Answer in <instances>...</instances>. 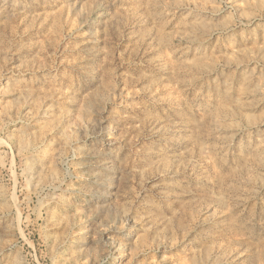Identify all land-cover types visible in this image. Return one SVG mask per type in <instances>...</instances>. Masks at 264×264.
Returning a JSON list of instances; mask_svg holds the SVG:
<instances>
[{
  "label": "rangeland",
  "instance_id": "rangeland-1",
  "mask_svg": "<svg viewBox=\"0 0 264 264\" xmlns=\"http://www.w3.org/2000/svg\"><path fill=\"white\" fill-rule=\"evenodd\" d=\"M0 264H264V0H0Z\"/></svg>",
  "mask_w": 264,
  "mask_h": 264
}]
</instances>
